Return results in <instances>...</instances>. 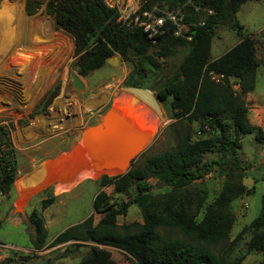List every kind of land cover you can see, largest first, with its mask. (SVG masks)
Returning <instances> with one entry per match:
<instances>
[{"label":"trees","instance_id":"obj_1","mask_svg":"<svg viewBox=\"0 0 264 264\" xmlns=\"http://www.w3.org/2000/svg\"><path fill=\"white\" fill-rule=\"evenodd\" d=\"M187 1L145 0V9L153 8L155 3L169 9L183 8L186 21L198 22L199 15L193 14ZM191 1L213 10L214 14L204 15V25L192 27L191 41L167 32L160 35L156 44L141 29L119 23L116 11L109 9L103 0H49L46 5L58 27L73 38L77 57L74 70L78 76H89L103 68L108 59L119 55L131 68L124 87L150 90L158 102L169 104L173 118L187 121L190 126L198 123L203 134L193 140L189 127L171 150L147 158L141 166H136L134 160L123 175L102 176L100 187L113 186L116 193L127 191L134 181L141 182L133 203L140 208L143 223L119 226L117 217L126 214L128 204L110 203L106 191L101 190L94 200V210L101 214L99 222L94 224V217L90 216L60 233L51 243V246L69 241L93 244L91 254L79 264H111V252L101 247L127 254L133 264H226L223 249L229 244L236 222L233 203L251 193L243 182L246 169L238 159V150L248 134H254L256 141L264 144V131L250 124L244 99L256 87L260 66L256 42L243 34L244 27L237 19L244 4L260 0ZM36 9L27 1V14L35 13ZM219 26L238 32L240 40L212 60L213 40ZM180 57L176 69L162 78L164 62H176ZM6 133V127L0 126V145L7 143ZM211 152L219 154L220 160L204 163V156ZM10 164L11 170L0 175L3 194H8L14 185V161ZM214 165L222 168L220 172L226 179L220 193L207 204V191L194 190L192 186ZM149 179L163 183L169 191L155 194ZM53 200H43L42 209L48 208ZM30 223L35 232L33 248L42 250L47 245L48 231L38 211L33 210ZM160 229L167 231L165 236ZM173 231H178V235L173 236ZM248 232L252 234L247 255L235 264H243L248 255L264 252V195L260 214L231 244ZM257 264H264V260Z\"/></svg>","mask_w":264,"mask_h":264},{"label":"rangeland","instance_id":"obj_2","mask_svg":"<svg viewBox=\"0 0 264 264\" xmlns=\"http://www.w3.org/2000/svg\"><path fill=\"white\" fill-rule=\"evenodd\" d=\"M27 1L31 2L33 8L37 7L35 13H26ZM48 2L0 0V126L6 127L5 146L11 151L15 165L13 187L20 190V183L26 179L28 182L24 183H29L34 177L37 183L30 186L32 190L24 195L22 193L25 199H20L16 217L11 216L9 210L10 204L18 196L15 190L0 205V254L8 255L1 264H79L91 254L93 244L69 241L51 246V243L60 233L90 216L94 217V224L99 222L101 214L94 210V200L101 190L106 191L110 203L128 204L126 214L117 217L119 226L143 223L141 210L133 203L140 181H134L127 191L116 193L113 186L101 188L99 185L102 176L114 177L116 173L106 169L95 170L94 166L81 160L80 153H75L73 166H65L73 147L81 144L89 128L102 121L113 98L131 94L145 111L158 120L154 138L135 160L136 166L143 165L149 157L171 150L189 127L193 140L203 136L198 123L190 126L187 121L178 122L169 111V104L158 102L150 90L124 87L131 68L119 55L110 58L109 63L89 76H79L84 87L80 91L74 90L72 75L77 74L74 70L77 60L74 41L58 27L55 16L47 13ZM157 5L155 3L152 7ZM203 17V13L198 16L199 19ZM237 19L245 24L244 35L258 37V30L264 26V0L244 4L237 13ZM239 40L238 32L219 26L215 32L211 58L221 57ZM180 59L164 62L162 78L176 69ZM234 88L239 89L238 85H234ZM254 94L263 104L264 69L258 72ZM237 156L246 169L243 182L251 193L233 203L236 222L229 244L223 249L226 264H235L247 255L251 232L244 234L235 244L231 242L260 214L264 195V144L256 141L254 134L245 135ZM219 160L217 153L204 156L206 164ZM51 166V170H48ZM220 169L214 165L204 178L192 186L194 190L207 191V204L213 201L224 185L226 177ZM89 171L98 172L94 176H79ZM66 175L68 178L64 180ZM39 183L42 186H38ZM148 183L153 185L155 194L169 191L166 186L158 187L159 183L154 179H149ZM52 198L53 202L43 210L42 201ZM245 203L248 204L247 208ZM33 210L42 216L48 231L47 245L42 250L28 249L33 246L35 234L30 223ZM165 232L160 229L163 236ZM177 235L178 231H173V236ZM4 246H12V249ZM101 248L111 252V264H133L127 254L112 247ZM26 257H31V261H26ZM262 260L264 252L248 255L243 264H257Z\"/></svg>","mask_w":264,"mask_h":264},{"label":"water","instance_id":"obj_3","mask_svg":"<svg viewBox=\"0 0 264 264\" xmlns=\"http://www.w3.org/2000/svg\"><path fill=\"white\" fill-rule=\"evenodd\" d=\"M109 62L110 59L106 63ZM72 87L76 91L84 87L77 74L72 75ZM126 95L132 97V103H127ZM146 111L131 94L113 98L102 121L86 131L81 144H75L77 146L70 152V165L67 167L73 166L75 155L80 153L81 160L94 166L95 170H110L117 176L127 173L132 162L154 138L158 120ZM163 185L159 183L158 187Z\"/></svg>","mask_w":264,"mask_h":264},{"label":"built area","instance_id":"obj_4","mask_svg":"<svg viewBox=\"0 0 264 264\" xmlns=\"http://www.w3.org/2000/svg\"><path fill=\"white\" fill-rule=\"evenodd\" d=\"M103 2L109 9L116 11L119 23L130 28L141 29L147 34L152 44H156L160 35L167 32L177 38L191 41L192 27L204 25L203 18L198 22L186 21L187 14L183 8L169 9L157 5L151 9H145V0H103ZM188 3L193 7V14L203 13L205 16L214 14L213 10L195 4L191 0H188ZM214 78L218 77L214 76ZM11 161H13L11 151L5 144L0 145V175L5 170H11ZM0 194L3 193L0 192ZM245 207L247 208L248 204L245 203ZM4 247L12 249V246Z\"/></svg>","mask_w":264,"mask_h":264},{"label":"crops","instance_id":"obj_5","mask_svg":"<svg viewBox=\"0 0 264 264\" xmlns=\"http://www.w3.org/2000/svg\"><path fill=\"white\" fill-rule=\"evenodd\" d=\"M242 25L245 28V24H242ZM257 36L258 37H256V38L253 37V36H250V37L252 39H254V41L256 42V48H257L256 55H257V59L259 60V63H260V66H259L258 71H257V75H258V72L260 70L264 69V26H263V28L258 30V35ZM212 60H215V59H212ZM256 82H257V78H256ZM254 92H255V89H254V91H252L250 93H247L245 95V97H244V99L246 101V104L248 106V120H249V122H250V124L252 126L257 127V128H261L264 131V103L260 104V102L257 99V97L254 94ZM263 164H264V160H263ZM51 168H52V166L50 168H48V170H51ZM23 183H20V187L23 185ZM70 183H71V181H70ZM61 188L63 189V188H67V187H61ZM13 190H15L17 192V195H18L16 200L14 201V203L10 204V208H9V210L11 211V216L14 217L15 213L17 212V210L19 208L18 203L20 202V199H22V200L25 199V197H23L22 192L19 189H17L14 186L13 189L8 194H1L2 197L0 196V205L3 203L2 202L3 200L10 198L11 193H12ZM21 204H22V202H21ZM28 249L34 250L33 246H32V248H28ZM6 258H8V255H6V254L5 255H1L0 254V264L2 262H4V260ZM29 258H31V257H26V261Z\"/></svg>","mask_w":264,"mask_h":264},{"label":"bare ground","instance_id":"obj_6","mask_svg":"<svg viewBox=\"0 0 264 264\" xmlns=\"http://www.w3.org/2000/svg\"><path fill=\"white\" fill-rule=\"evenodd\" d=\"M126 100H127V103H131L132 101H131V97L129 96H127L126 97ZM70 160V159H69ZM69 160H65L66 161V164H65V166H68V165H70V163H69ZM97 172L98 171H96V173L94 172V173H92V172H86V173H82V174H80L79 176L80 177H83V176H94V175H96L97 174ZM67 178H68V175H66L65 177H63V179L64 180H67ZM72 177H70V179H71ZM35 179V177L34 178H32L30 181H29V183H24L21 187H20V190L22 191V193H23V195L25 194V193H27V192H29L30 190H32V189H30V186H34V184H36L37 185V183H36V181L34 180ZM37 179V178H36ZM27 180V179H26ZM26 180H24V182H28V181H26ZM72 180V179H71ZM38 186H42L40 183H39V185ZM37 186V187H38Z\"/></svg>","mask_w":264,"mask_h":264}]
</instances>
